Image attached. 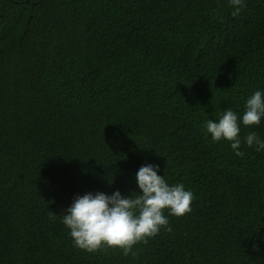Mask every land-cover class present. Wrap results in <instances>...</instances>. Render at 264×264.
I'll return each mask as SVG.
<instances>
[{
	"label": "trees",
	"instance_id": "trees-1",
	"mask_svg": "<svg viewBox=\"0 0 264 264\" xmlns=\"http://www.w3.org/2000/svg\"><path fill=\"white\" fill-rule=\"evenodd\" d=\"M244 3L0 0V264H264V150L244 143L264 117L242 157L202 130L264 93V0ZM147 164L192 211L165 209L136 258L76 248L74 197L139 193Z\"/></svg>",
	"mask_w": 264,
	"mask_h": 264
},
{
	"label": "clouds",
	"instance_id": "clouds-1",
	"mask_svg": "<svg viewBox=\"0 0 264 264\" xmlns=\"http://www.w3.org/2000/svg\"><path fill=\"white\" fill-rule=\"evenodd\" d=\"M228 2L234 8L233 16L239 15L246 6L244 0ZM262 117L264 93L256 91L247 98L242 116L231 108L225 109L218 122L210 119L202 125V130L206 135L211 134L213 142H230L235 154L242 157L244 153L239 150L240 125H260ZM244 143L255 147L257 152L264 150V140L255 131L244 137ZM158 171L159 165L141 166L135 176L140 191L130 196H124L117 190L112 195L88 192L74 197L71 206L60 214L61 223L69 229L73 245L88 253L118 248L125 257L131 255L136 258L139 250H134V246L147 244L149 238L169 225L165 209L169 215L176 217L191 212L193 193L185 190L182 183L169 185L163 176L157 174ZM171 230L167 227V231Z\"/></svg>",
	"mask_w": 264,
	"mask_h": 264
}]
</instances>
